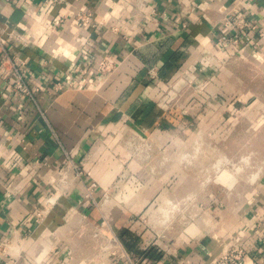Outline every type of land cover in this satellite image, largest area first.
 I'll use <instances>...</instances> for the list:
<instances>
[{"label": "crops", "instance_id": "crops-1", "mask_svg": "<svg viewBox=\"0 0 264 264\" xmlns=\"http://www.w3.org/2000/svg\"><path fill=\"white\" fill-rule=\"evenodd\" d=\"M71 4L90 9L96 24L80 25L66 12ZM9 33V51L27 59L29 82L42 87L38 108L0 78V241L14 237V264H130L116 247L149 254L135 227L163 196L164 150L174 161L182 122L195 133L212 128L210 120L197 126L198 118L227 117L211 103L198 116L182 114L156 100L157 88L202 60L227 69L251 59L264 69V0H0V34ZM235 33L236 42L222 39ZM107 54L115 68L95 72ZM56 79L65 87L52 91ZM49 196L36 224L32 211ZM224 213L159 261L204 264L240 234L264 264V172L249 198Z\"/></svg>", "mask_w": 264, "mask_h": 264}, {"label": "rangeland", "instance_id": "rangeland-1", "mask_svg": "<svg viewBox=\"0 0 264 264\" xmlns=\"http://www.w3.org/2000/svg\"><path fill=\"white\" fill-rule=\"evenodd\" d=\"M218 57L212 54V61H219ZM208 62L198 61L197 68L163 80L157 88L155 98L163 106L185 113L192 110L198 116L211 103L213 113L224 110L227 117L220 119L216 113L206 122L198 118L197 126L210 120L212 128L195 133H188V124L182 122L180 136L184 137L174 161L164 150L161 170L170 176L163 196L152 202L144 223L135 227L142 249L150 253L127 251L131 258L147 256L141 264H153L151 256L169 260L174 247L207 231L224 217L225 210L247 200L264 172V69L251 59L243 65L233 60L227 69L208 67ZM116 251L122 255L120 248Z\"/></svg>", "mask_w": 264, "mask_h": 264}, {"label": "built area", "instance_id": "built-area-1", "mask_svg": "<svg viewBox=\"0 0 264 264\" xmlns=\"http://www.w3.org/2000/svg\"><path fill=\"white\" fill-rule=\"evenodd\" d=\"M47 3L52 4L56 2H60L62 0H45ZM66 12L73 14L79 21L82 26H90L95 25L93 12L81 6H77L75 4L68 5L66 8ZM64 19V15L59 16L54 22H52L53 27H55L58 23L62 22ZM246 25H250L251 27H256L252 22L242 21L239 22L240 27H244ZM14 33H9L8 35L0 34V78L5 80L10 92L27 96L33 102V104L39 108L38 100L36 93L42 88L40 83L29 82L27 78V59L23 56L13 54L8 49V43L12 37H15ZM239 36L237 33L232 35H223L222 39L225 41H233L236 42ZM117 60L116 57L107 54L100 57L97 61L93 63L91 66L93 70L97 73L108 74L110 73L116 66ZM78 69V68H76ZM150 77H155V72L150 70ZM69 85H74L73 81H68ZM52 91H59L65 87V83L56 79L52 82ZM77 173L80 174L81 170L78 168ZM95 182L90 184V188H94ZM92 190H89V195ZM91 196V195H90ZM48 201L42 207H35L32 211L33 219L35 223L42 222L43 218L48 214L51 206V196L48 197ZM13 238H4L0 241V251L3 253V263L4 264H14V258L12 254L17 252L19 247H15L13 245ZM122 251V259L124 262L130 264H138L141 260L146 261L148 259L147 256H135L131 258V254L128 253L124 248ZM116 252V249L113 250ZM144 255V254H143ZM159 261V260H157ZM156 262V261H155ZM155 262L153 264H155ZM182 257H178L175 264H182ZM156 264H164L159 261ZM204 264H260L249 252L244 240L240 234H235L228 240L219 251L212 255V257L205 262Z\"/></svg>", "mask_w": 264, "mask_h": 264}, {"label": "bare ground", "instance_id": "bare-ground-1", "mask_svg": "<svg viewBox=\"0 0 264 264\" xmlns=\"http://www.w3.org/2000/svg\"><path fill=\"white\" fill-rule=\"evenodd\" d=\"M218 163V162H217Z\"/></svg>", "mask_w": 264, "mask_h": 264}]
</instances>
